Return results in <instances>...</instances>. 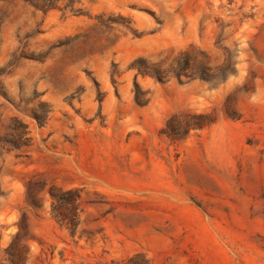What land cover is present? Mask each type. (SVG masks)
<instances>
[{
    "label": "rangeland",
    "instance_id": "374dc122",
    "mask_svg": "<svg viewBox=\"0 0 264 264\" xmlns=\"http://www.w3.org/2000/svg\"><path fill=\"white\" fill-rule=\"evenodd\" d=\"M0 264H264V0H0Z\"/></svg>",
    "mask_w": 264,
    "mask_h": 264
}]
</instances>
